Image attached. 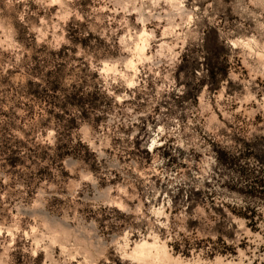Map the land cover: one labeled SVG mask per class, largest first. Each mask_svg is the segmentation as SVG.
Segmentation results:
<instances>
[{
	"label": "rangeland",
	"instance_id": "1",
	"mask_svg": "<svg viewBox=\"0 0 264 264\" xmlns=\"http://www.w3.org/2000/svg\"><path fill=\"white\" fill-rule=\"evenodd\" d=\"M260 181L264 0H0V264H264Z\"/></svg>",
	"mask_w": 264,
	"mask_h": 264
},
{
	"label": "trees",
	"instance_id": "2",
	"mask_svg": "<svg viewBox=\"0 0 264 264\" xmlns=\"http://www.w3.org/2000/svg\"><path fill=\"white\" fill-rule=\"evenodd\" d=\"M29 84H33L28 82ZM35 87H38L39 84L38 83H34L33 84ZM56 85H54L52 87V91L55 92V90L57 89V87H55ZM98 91V90H97ZM99 93V92H98ZM82 98L78 97V93L77 92H69L63 99L62 103L60 104V108H64V109H69L72 108L74 106H76L77 104H81L83 100H81ZM61 120H62V115L61 114H56L55 115V121L54 123L56 125H60L61 124ZM66 128L67 129H71L74 128L76 126L75 120L74 119H68V121H66ZM57 138L55 139V141L53 142V144L49 147L48 145L44 146L45 148H49L53 151V153H55V151H57V149L59 148L58 144H57ZM76 147L80 148L83 150L84 154H86L88 157L92 158V160L94 159V155L89 151L88 147L85 145H82L80 142L76 143ZM30 153H33L32 150H29ZM144 153L146 155L147 152L144 150ZM77 153H74V150L72 149L71 151H66V153L60 155L61 158H64L66 156H74ZM41 156H44V154H42ZM18 161L17 158H14L12 160L13 164H15ZM254 187L260 189V191L262 193H264V185L263 183L260 181L258 183L254 184Z\"/></svg>",
	"mask_w": 264,
	"mask_h": 264
},
{
	"label": "bare ground",
	"instance_id": "3",
	"mask_svg": "<svg viewBox=\"0 0 264 264\" xmlns=\"http://www.w3.org/2000/svg\"><path fill=\"white\" fill-rule=\"evenodd\" d=\"M165 16H167V17H170L171 18V20L172 19H174V16H175V13H173V12H171V11H169L167 14H165ZM142 34V33H141ZM167 34V29H162V31H161V35H160V44H162L163 42H164V39L166 38V35ZM152 145V144H151ZM150 147V146H149ZM148 147V148H149Z\"/></svg>",
	"mask_w": 264,
	"mask_h": 264
}]
</instances>
